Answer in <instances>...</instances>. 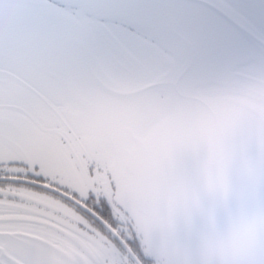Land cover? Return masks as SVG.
Here are the masks:
<instances>
[{"label":"snow or ice","instance_id":"obj_1","mask_svg":"<svg viewBox=\"0 0 264 264\" xmlns=\"http://www.w3.org/2000/svg\"><path fill=\"white\" fill-rule=\"evenodd\" d=\"M0 264H264V0H0Z\"/></svg>","mask_w":264,"mask_h":264}]
</instances>
